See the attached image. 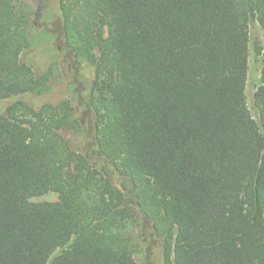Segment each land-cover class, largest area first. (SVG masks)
<instances>
[{"label": "trees", "instance_id": "1", "mask_svg": "<svg viewBox=\"0 0 264 264\" xmlns=\"http://www.w3.org/2000/svg\"><path fill=\"white\" fill-rule=\"evenodd\" d=\"M61 42L95 67L84 132L51 74L22 61L34 6L0 0V264H139L140 219L166 264H264V0H58ZM87 128V127H86ZM113 174L121 180L115 183ZM49 192L55 201H33Z\"/></svg>", "mask_w": 264, "mask_h": 264}, {"label": "rangeland", "instance_id": "2", "mask_svg": "<svg viewBox=\"0 0 264 264\" xmlns=\"http://www.w3.org/2000/svg\"><path fill=\"white\" fill-rule=\"evenodd\" d=\"M34 6L33 27L30 35L32 48L22 55V61L30 64L36 75L51 74V88L45 94H30L22 98L41 105L43 103H58L63 99H70L77 110L79 119L84 124V132L76 134L67 131L70 139L83 150L91 151V143L85 140L87 129L93 120V114L88 107L91 99L95 67L85 59L70 56L61 42L62 22L59 14L58 0H28ZM252 49L250 53V70L247 81V94L252 114L259 120L258 111L253 106V95L261 84V69L263 54L255 52V43L264 44L263 29L258 22L251 24ZM16 98L0 100V117L7 114V108ZM87 127V128H86ZM115 183L121 185L120 178L113 174ZM58 194L49 192L32 198L33 201H55ZM137 230L141 247L135 254L139 264H166L164 241L158 237L151 225L140 219Z\"/></svg>", "mask_w": 264, "mask_h": 264}]
</instances>
